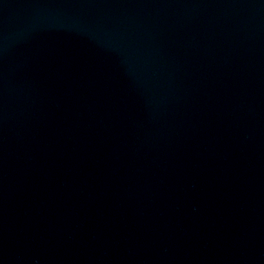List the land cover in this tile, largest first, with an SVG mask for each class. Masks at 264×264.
<instances>
[{
	"label": "water",
	"instance_id": "obj_1",
	"mask_svg": "<svg viewBox=\"0 0 264 264\" xmlns=\"http://www.w3.org/2000/svg\"><path fill=\"white\" fill-rule=\"evenodd\" d=\"M0 264H264V0H0Z\"/></svg>",
	"mask_w": 264,
	"mask_h": 264
}]
</instances>
